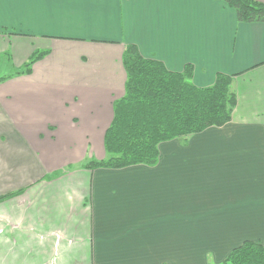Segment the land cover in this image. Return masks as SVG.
<instances>
[{
    "label": "crops",
    "instance_id": "obj_1",
    "mask_svg": "<svg viewBox=\"0 0 264 264\" xmlns=\"http://www.w3.org/2000/svg\"><path fill=\"white\" fill-rule=\"evenodd\" d=\"M128 44L199 87L232 76L237 102L155 164L89 169ZM0 71V264H217L264 245V22L223 0H0Z\"/></svg>",
    "mask_w": 264,
    "mask_h": 264
},
{
    "label": "trees",
    "instance_id": "obj_2",
    "mask_svg": "<svg viewBox=\"0 0 264 264\" xmlns=\"http://www.w3.org/2000/svg\"><path fill=\"white\" fill-rule=\"evenodd\" d=\"M223 1L235 9L240 21L264 22L263 2ZM46 53L34 52L15 74L30 72L33 63ZM123 64L127 72L125 93L114 101L113 119L104 135L107 157L91 159L84 167L155 164L161 142L178 138L187 143L189 136L231 120L237 102L231 88L232 76L218 74L212 85L199 87L192 81V65L181 71L169 70L162 61L144 57L134 44L127 45ZM59 174L57 171L47 178ZM217 264H264V245L256 240H244Z\"/></svg>",
    "mask_w": 264,
    "mask_h": 264
},
{
    "label": "rangeland",
    "instance_id": "obj_3",
    "mask_svg": "<svg viewBox=\"0 0 264 264\" xmlns=\"http://www.w3.org/2000/svg\"><path fill=\"white\" fill-rule=\"evenodd\" d=\"M0 73L2 74V71H0ZM105 153L107 154V152L105 151Z\"/></svg>",
    "mask_w": 264,
    "mask_h": 264
}]
</instances>
